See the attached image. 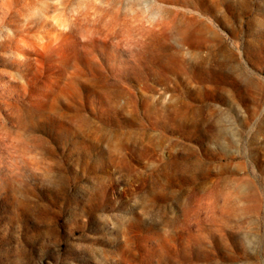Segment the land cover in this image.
<instances>
[{
  "label": "rangeland",
  "instance_id": "obj_1",
  "mask_svg": "<svg viewBox=\"0 0 264 264\" xmlns=\"http://www.w3.org/2000/svg\"><path fill=\"white\" fill-rule=\"evenodd\" d=\"M0 264H264V0H0Z\"/></svg>",
  "mask_w": 264,
  "mask_h": 264
}]
</instances>
